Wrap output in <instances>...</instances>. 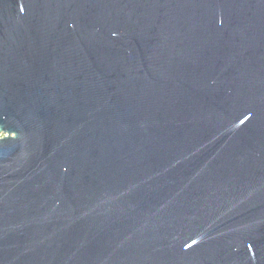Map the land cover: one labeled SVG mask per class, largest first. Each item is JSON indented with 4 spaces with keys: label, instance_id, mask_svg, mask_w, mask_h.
I'll return each instance as SVG.
<instances>
[{
    "label": "water",
    "instance_id": "obj_1",
    "mask_svg": "<svg viewBox=\"0 0 264 264\" xmlns=\"http://www.w3.org/2000/svg\"><path fill=\"white\" fill-rule=\"evenodd\" d=\"M0 264H264V0H0Z\"/></svg>",
    "mask_w": 264,
    "mask_h": 264
},
{
    "label": "built area",
    "instance_id": "obj_2",
    "mask_svg": "<svg viewBox=\"0 0 264 264\" xmlns=\"http://www.w3.org/2000/svg\"><path fill=\"white\" fill-rule=\"evenodd\" d=\"M2 137H3V135L0 134V138H2Z\"/></svg>",
    "mask_w": 264,
    "mask_h": 264
}]
</instances>
